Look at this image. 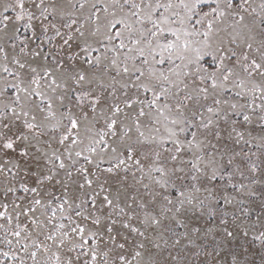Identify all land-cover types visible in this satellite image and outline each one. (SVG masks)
<instances>
[{"label": "snow or ice", "instance_id": "1", "mask_svg": "<svg viewBox=\"0 0 264 264\" xmlns=\"http://www.w3.org/2000/svg\"><path fill=\"white\" fill-rule=\"evenodd\" d=\"M0 264H264V0H0Z\"/></svg>", "mask_w": 264, "mask_h": 264}]
</instances>
